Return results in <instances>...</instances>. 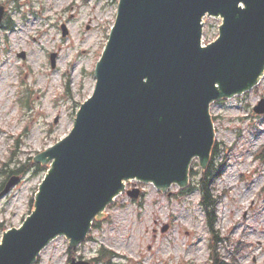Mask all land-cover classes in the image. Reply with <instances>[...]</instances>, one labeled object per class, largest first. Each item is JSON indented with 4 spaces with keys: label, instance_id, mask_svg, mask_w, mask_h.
I'll return each mask as SVG.
<instances>
[{
    "label": "rangeland",
    "instance_id": "obj_1",
    "mask_svg": "<svg viewBox=\"0 0 264 264\" xmlns=\"http://www.w3.org/2000/svg\"><path fill=\"white\" fill-rule=\"evenodd\" d=\"M0 229L19 227L34 208L51 160L34 158L72 128L80 104L91 95L95 67L106 43L118 0H0ZM204 41L217 37L220 18L206 16ZM64 30L66 31L64 33ZM25 53V57L18 54ZM50 53H56L54 67ZM264 71L249 90L210 104L214 150L210 161L217 196V250L225 262L264 264ZM221 163V165H220ZM10 169L26 170L4 192ZM202 170L198 158L190 170ZM18 175V174H17ZM189 174L184 187L160 191L151 182L128 179L95 219L89 239L75 245L59 234L32 264H68L69 256L96 258L103 245L113 257L96 264H208L210 230Z\"/></svg>",
    "mask_w": 264,
    "mask_h": 264
},
{
    "label": "water",
    "instance_id": "obj_2",
    "mask_svg": "<svg viewBox=\"0 0 264 264\" xmlns=\"http://www.w3.org/2000/svg\"><path fill=\"white\" fill-rule=\"evenodd\" d=\"M4 11L0 5V23ZM205 15L222 23L203 46ZM263 70L264 0H119L92 94L71 130L33 159L52 163L34 210L3 232L0 264H32L59 234L75 247L123 180L152 181L160 191L186 185L192 159L205 167L210 158V103L249 90ZM263 105L264 98L253 109ZM127 194L136 198L138 189Z\"/></svg>",
    "mask_w": 264,
    "mask_h": 264
},
{
    "label": "trees",
    "instance_id": "obj_3",
    "mask_svg": "<svg viewBox=\"0 0 264 264\" xmlns=\"http://www.w3.org/2000/svg\"><path fill=\"white\" fill-rule=\"evenodd\" d=\"M263 151H264V146L259 150V152L262 153ZM24 172H26V170L22 171L20 169H10L7 173V177L17 174L22 175ZM190 174L194 176L196 175L199 176L196 181L195 187L189 186L185 189H181L180 193L186 194L190 192L192 189H198L200 192V204L206 214V221L210 230V238H209L210 255H209L208 264H232L231 261L225 262L223 260L222 255L217 250V242L221 240L222 237H218L217 231L215 230V221L217 219L216 216L217 196L214 194L212 189V182H213L212 180L216 176L220 175L218 165L215 166L212 162H209L204 169L200 170V172L192 169L190 170ZM4 229L5 228L0 229V236ZM68 251L70 252V254H73V250H71L70 248H68ZM97 253L98 256L96 258L91 259L94 263H96L97 260H105L108 262L113 257L114 252L111 249H108L103 245H101Z\"/></svg>",
    "mask_w": 264,
    "mask_h": 264
}]
</instances>
